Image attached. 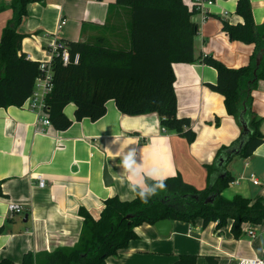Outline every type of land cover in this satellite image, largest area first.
Wrapping results in <instances>:
<instances>
[{
	"label": "crops",
	"instance_id": "1",
	"mask_svg": "<svg viewBox=\"0 0 264 264\" xmlns=\"http://www.w3.org/2000/svg\"><path fill=\"white\" fill-rule=\"evenodd\" d=\"M10 0H0V4ZM190 9L193 0H183ZM253 22L264 25V0H250ZM236 0H217L196 11L191 21L197 25L193 39L194 61L174 63L176 116L187 118L194 139L166 131L156 113L128 116L120 113L112 100L105 114L95 121L74 120V105L63 112L71 120L64 131L38 121L26 103L0 108V260L19 264L25 253L51 252L73 246L79 236L80 208L97 219L106 199L117 196L130 201L133 185H145L150 171L165 178L179 174L197 190L207 186L206 165L213 163L221 146H229L241 133L237 117L226 113L223 97L207 84L216 81V71L203 56L221 61L229 68L250 64L253 45L231 41L222 30L223 22L236 24ZM12 11L0 12V36ZM61 20L64 24L60 25ZM128 12L115 0H44L27 5V14L17 31L24 35L21 52L26 59L45 62L57 40L95 42L111 47H128ZM264 41V31L261 35ZM54 43L52 46L51 44ZM51 59V58H50ZM249 118L260 119L264 136V81L251 93ZM164 129V130H163ZM135 150L130 164L122 167V156ZM233 182L221 193L226 199L241 195L264 200V140L247 158L233 157L226 165ZM138 171V175H133ZM258 180L253 185L250 176ZM37 176L44 179L42 188ZM155 180V179H154ZM22 207L19 214L8 205ZM169 235L157 234L154 225L135 229L137 237L125 249L105 260V264H175L180 256H192L193 264H237L239 258H264V220L260 225L245 224L242 235L234 238L227 225L215 231V223L201 226L170 221ZM248 230L255 233L250 239Z\"/></svg>",
	"mask_w": 264,
	"mask_h": 264
},
{
	"label": "trees",
	"instance_id": "2",
	"mask_svg": "<svg viewBox=\"0 0 264 264\" xmlns=\"http://www.w3.org/2000/svg\"><path fill=\"white\" fill-rule=\"evenodd\" d=\"M44 0H10L0 4V12L12 11L0 36V108L21 106L32 92L39 76L38 62L26 59L21 52L24 35L17 31L27 14V5ZM115 5L127 10L128 47H111L103 40L95 42L57 40L67 49L69 62L63 64L57 54L52 55L53 88L46 97L44 113L50 125L64 131L71 125L63 110L74 105V120L88 118L95 121L105 114V104L112 100L117 110L128 116L156 113L162 127L177 133L188 142L194 139L187 118L176 116L177 99L174 91L175 76L172 64H190L194 61L193 39L197 25L191 21L196 12L183 0H115ZM235 14L241 22H223L222 30L231 41L253 45L249 65L229 68L221 61L205 56L203 62L216 71V81L207 87L223 97L228 115L242 114L249 132L229 146H221L212 164L206 165L207 186L197 190L185 183L179 174L164 180L166 187L141 199L137 192L130 201L117 196L103 203L99 217L94 219L83 208L77 242L71 247H61L51 252L25 253L19 264H105L106 258L125 249L137 237L135 229L143 224L154 225L161 220L181 221L188 224L200 220L206 227L215 223V231L230 225L234 238L242 235L245 224L260 225L264 220V200H251L241 195L231 199L221 193L232 183L226 170L235 156L247 158L259 147L264 136L259 130L260 119L249 118L251 93L257 83L264 81L263 26L253 22L250 0H236ZM77 61L75 62V58ZM256 59L259 60L255 65ZM240 150L236 155L235 150ZM151 187L154 179L145 178ZM139 188H137V191ZM213 197L205 203L207 197ZM0 227V233L3 232ZM192 256H180L175 264H193ZM0 264H15L7 259Z\"/></svg>",
	"mask_w": 264,
	"mask_h": 264
},
{
	"label": "built area",
	"instance_id": "3",
	"mask_svg": "<svg viewBox=\"0 0 264 264\" xmlns=\"http://www.w3.org/2000/svg\"><path fill=\"white\" fill-rule=\"evenodd\" d=\"M217 0H193V4L196 6V11L201 13H205V9L211 5H213ZM226 1V0H221ZM64 24V20H61L60 25ZM57 44L55 43L51 48L52 55L57 54L59 56L60 61L65 65L69 62V54L66 48L60 47L59 52H57ZM205 56H203L204 58ZM52 58V56H51ZM51 59L45 62H39V76L36 77L33 89L29 97L25 100L27 107L36 112L38 116V121L45 125L49 126L50 122L47 119L44 113V104L46 97L50 94L53 88L52 82V68H51ZM77 61V57L75 58V62ZM164 130V129H163ZM37 185L42 188L44 186V179L41 176H37ZM250 181L253 185H258V180L251 175ZM8 212L11 214H19L22 212V207L16 204H9ZM248 238L254 239L255 233L252 230H248L246 233ZM237 264H264V258L254 257V258H239L237 260Z\"/></svg>",
	"mask_w": 264,
	"mask_h": 264
},
{
	"label": "clouds",
	"instance_id": "4",
	"mask_svg": "<svg viewBox=\"0 0 264 264\" xmlns=\"http://www.w3.org/2000/svg\"><path fill=\"white\" fill-rule=\"evenodd\" d=\"M134 154H135V150L133 149V150H130L127 154H124L122 156V167L123 168L128 169L131 167L130 161L132 157L134 156ZM138 174H139L138 171L133 172L134 176ZM147 175L150 177H154L155 179V183L151 187L144 185L140 187L139 190L137 191V185L142 184V181H138L137 185L132 186V190L134 192H137L140 198L144 200H146L148 196L155 194L157 189H164L166 187L164 183L165 177L163 176L162 173H159L156 171H150L147 173Z\"/></svg>",
	"mask_w": 264,
	"mask_h": 264
},
{
	"label": "water",
	"instance_id": "5",
	"mask_svg": "<svg viewBox=\"0 0 264 264\" xmlns=\"http://www.w3.org/2000/svg\"><path fill=\"white\" fill-rule=\"evenodd\" d=\"M258 62H259V60L256 59V62H255L256 66L258 65ZM237 120H238V123L242 129V135H246L249 132L248 123L246 121H244L242 114H240L238 116ZM239 151H240L239 149L235 150L234 153L237 155L239 153ZM212 198L213 197H211V196L207 197L205 200V203L211 202ZM154 228H155L157 234H159L162 237H166L169 235V232L171 230V222H170V220L158 221L154 224Z\"/></svg>",
	"mask_w": 264,
	"mask_h": 264
},
{
	"label": "rangeland",
	"instance_id": "6",
	"mask_svg": "<svg viewBox=\"0 0 264 264\" xmlns=\"http://www.w3.org/2000/svg\"><path fill=\"white\" fill-rule=\"evenodd\" d=\"M54 43H52L51 44V46L53 45ZM105 45H107V44H105ZM108 46V45H107ZM45 55H46V59H45V61H48V60H50V58H51V56H52V53H50V52H48V51H45Z\"/></svg>",
	"mask_w": 264,
	"mask_h": 264
}]
</instances>
